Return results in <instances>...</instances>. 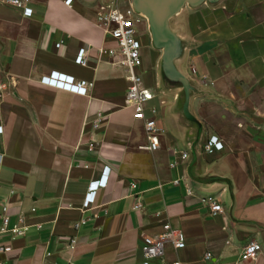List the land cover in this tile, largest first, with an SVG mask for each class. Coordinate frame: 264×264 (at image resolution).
I'll use <instances>...</instances> for the list:
<instances>
[{"label":"crops","instance_id":"0c3cea01","mask_svg":"<svg viewBox=\"0 0 264 264\" xmlns=\"http://www.w3.org/2000/svg\"><path fill=\"white\" fill-rule=\"evenodd\" d=\"M109 3L126 8L32 0L24 16L0 2V213L7 202L9 226L26 227L13 240L0 233V264H141L142 235L157 236L166 221L186 237L182 249L165 245L167 264H264V0L186 5L169 19L182 52L174 64L190 84L188 117L181 84L159 70L147 20L135 23L136 72L160 128L155 150L125 103V69L99 52L115 46L97 22ZM191 63L206 79L189 73ZM51 71L85 80L86 94L41 83ZM212 134L224 147L206 154ZM106 166L105 186L83 207ZM202 197H216L222 212L211 215ZM252 241L260 251L244 257Z\"/></svg>","mask_w":264,"mask_h":264},{"label":"built area","instance_id":"2783aa9c","mask_svg":"<svg viewBox=\"0 0 264 264\" xmlns=\"http://www.w3.org/2000/svg\"><path fill=\"white\" fill-rule=\"evenodd\" d=\"M12 5L21 10L24 16L32 14L30 3L32 0H0ZM97 16V22L106 33H108L115 42V46L102 48L99 52L108 58L112 64L123 67L126 72V79L129 83L126 94L125 103L133 110V116L144 122V130L148 137V148L155 150L158 147L159 130L156 125L153 114L155 107L149 105L150 99L154 96L149 89L142 86V78L136 69L141 65V45L136 37L135 23L139 22L143 17L134 11L132 6L126 8H119L113 3L100 6ZM62 41L56 43L58 47ZM85 51L83 48L79 49L76 54L77 62L80 65L86 64ZM195 70L193 69V72ZM40 82L53 88L64 91L84 95L87 91V82L85 80L76 81L73 76L57 71H51L47 75L41 77ZM98 127V123L94 124ZM2 127H0V132ZM224 147L222 140L212 134L209 135L204 144L203 152L206 154H213L216 151L222 150ZM186 152H181L180 157L186 158ZM109 173V168L106 166L102 169L98 179L90 181L87 185L86 192L82 200V206L88 207L93 204L96 197V191L100 187H104ZM135 184H131L134 188ZM188 193H191L190 191ZM200 202L207 208L211 215H216L222 212V207L218 203L216 197H202ZM8 203L4 202L1 205L0 213V233L9 232L10 239H16L24 236L26 227L18 223L9 226V216L7 215ZM162 231L157 236L142 235L141 245V264H151L152 260H157V264H167L163 258V250L167 243L171 244L175 249H182L185 247V235L182 230L169 222H162ZM6 246L0 243V251L4 252ZM260 251V244L257 242H249L242 248V255L244 257L254 258L256 253ZM211 253L206 252L205 258H210ZM175 264H183L177 262Z\"/></svg>","mask_w":264,"mask_h":264},{"label":"water","instance_id":"95a60500","mask_svg":"<svg viewBox=\"0 0 264 264\" xmlns=\"http://www.w3.org/2000/svg\"><path fill=\"white\" fill-rule=\"evenodd\" d=\"M205 1L214 0H131L130 5L138 14H143L148 23L151 41L161 50V67L165 75L181 84L184 93L183 113L188 117L187 105L190 84L184 74L177 70L174 61L181 47L177 36L170 30L169 19L184 6L196 7Z\"/></svg>","mask_w":264,"mask_h":264},{"label":"rangeland","instance_id":"374dc122","mask_svg":"<svg viewBox=\"0 0 264 264\" xmlns=\"http://www.w3.org/2000/svg\"><path fill=\"white\" fill-rule=\"evenodd\" d=\"M244 1L245 0H234V2H236V3L244 2ZM130 2H131V0H123V5L122 6L128 7V6H130ZM186 7H190V6L187 5ZM196 7H198V6H196ZM195 24L197 25V21H195ZM151 43H152V41H151ZM158 51L161 54V50H158ZM181 57H182V52H180L179 57L177 59H179V61H181V59H182ZM202 65L205 66L206 64L204 62H202ZM193 69L195 70L194 72H193ZM159 70L163 74L162 67H161V58H160V61H159ZM188 71H189L190 74L194 75L195 77H202V79H206V76H207L206 75V73H207L206 70H205V72L203 70H200L196 63H191L189 65V67H188ZM213 72H214V70L212 69V73ZM184 73H185V71H184ZM182 95H183V93H182Z\"/></svg>","mask_w":264,"mask_h":264},{"label":"bare ground","instance_id":"6f19581e","mask_svg":"<svg viewBox=\"0 0 264 264\" xmlns=\"http://www.w3.org/2000/svg\"><path fill=\"white\" fill-rule=\"evenodd\" d=\"M142 16L146 19V17L142 14Z\"/></svg>","mask_w":264,"mask_h":264}]
</instances>
